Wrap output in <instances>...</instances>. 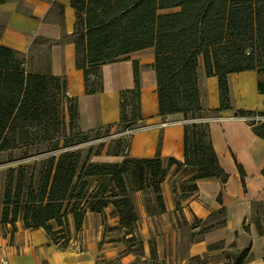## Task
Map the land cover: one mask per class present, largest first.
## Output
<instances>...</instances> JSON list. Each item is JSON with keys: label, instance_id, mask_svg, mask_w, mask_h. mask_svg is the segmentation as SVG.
Masks as SVG:
<instances>
[{"label": "trees", "instance_id": "16d2710c", "mask_svg": "<svg viewBox=\"0 0 264 264\" xmlns=\"http://www.w3.org/2000/svg\"><path fill=\"white\" fill-rule=\"evenodd\" d=\"M178 7V12L158 13ZM72 8L76 11L72 34L76 66L83 70L86 94L101 91L99 71L103 64L151 47L155 49L152 68L160 116L179 113L188 120L203 118L204 113L233 110L229 74L254 70L264 75V0H72ZM199 60L205 76L218 79L220 108L216 111H207L200 104ZM134 78V89L121 92L118 123L104 128L132 123L140 127L139 78L135 63ZM257 88L264 93V82L258 81ZM63 102L70 130L82 133L78 129L77 99L65 95V81L56 76L27 72L19 54L0 46V151L26 150L51 142L59 132L58 107ZM234 114L246 117L251 130L264 139V121L254 118L264 117V112L235 110ZM131 133L127 135L126 148ZM183 134V161L169 158L168 162L198 168L201 180L216 179L225 183L228 175L216 159L208 122H187ZM55 150H59L58 143L50 149ZM124 152L119 146L106 154L124 156ZM98 155L100 151L93 154ZM89 156V150L86 153L81 149L59 151L47 159L38 191L28 186L24 198L20 183L13 198L7 191L6 204H25L22 217L25 228L44 229L54 243L47 222L60 220L69 212L78 229L83 219L80 202L87 194L93 195L88 202L91 212H100L109 203L118 220L126 221L129 226L135 222L136 213L125 189L127 175L137 178L139 183L151 180L154 191L158 192L160 212L165 211L158 186L166 170L158 157L141 160L125 157L120 164H111L90 162ZM238 171L242 177L239 166ZM92 182L97 186L89 191ZM109 184L112 187L106 191L104 187ZM102 185L101 194L106 195L109 202L98 198L97 190ZM3 221L7 222L6 218ZM15 221L16 212L11 225ZM258 231L264 235V225L259 221ZM248 253L249 250L244 249L240 257L244 259Z\"/></svg>", "mask_w": 264, "mask_h": 264}, {"label": "crops", "instance_id": "0c3cea01", "mask_svg": "<svg viewBox=\"0 0 264 264\" xmlns=\"http://www.w3.org/2000/svg\"><path fill=\"white\" fill-rule=\"evenodd\" d=\"M180 8L160 10L159 14L178 12ZM76 11L72 0H0V46L19 54L23 67L32 74L60 77L65 81V95L77 99L80 132H92L120 117L121 92L135 87L134 63L138 67L141 122L131 133L126 158L154 159L165 165L169 158L183 161V128L187 123L179 113L159 115L157 84L152 68L155 49L132 52L116 61L103 64L99 75L102 89L85 93L83 70L76 66ZM197 76L200 104L207 111L220 108L218 79L205 76L198 61ZM264 75L256 71L230 73L228 87L233 110L221 111L207 119L211 145L224 173L225 183L201 180L195 194L186 199L185 211L198 221H221L204 230L189 243L188 254L200 256L211 246L221 243L237 250H249V264H264V235L258 231V206H264V139L257 136L246 117L235 110L264 112V93L257 88ZM125 157L104 156L95 162L118 163ZM238 166L243 174H239ZM167 199V198H166ZM167 210L173 207L166 200ZM220 223V224H219ZM0 237V264H98L95 251L61 249L47 237L42 228H25L16 220Z\"/></svg>", "mask_w": 264, "mask_h": 264}, {"label": "rangeland", "instance_id": "374dc122", "mask_svg": "<svg viewBox=\"0 0 264 264\" xmlns=\"http://www.w3.org/2000/svg\"><path fill=\"white\" fill-rule=\"evenodd\" d=\"M65 107L64 102L59 104V132L51 142L26 150L0 151V237L8 232L7 224L11 225L10 221L15 212L16 220L22 221L25 208L24 203L6 204L5 194L9 191L11 197H14L18 183L22 185L24 198L28 186L38 191L49 157L69 149H81L85 153L89 150V161L96 163V156H93L95 152L100 151L98 156L101 158L112 157L114 155L106 153H112L119 146L125 150L124 156L116 157L126 156L127 135L137 129L133 123L129 126L115 125L109 129L79 133L77 129L70 130ZM214 115L204 113L203 118H189L186 121H207ZM254 118L264 121V117ZM55 143H58L59 150L50 151ZM99 163L115 162L105 160ZM163 168L166 174L158 188L165 207L164 212H160L158 192L154 191L152 181L143 180L139 183L137 178L127 175L125 189L135 207V222L126 226V221H119L114 207L109 203L100 212H91L88 202L93 195L87 194L80 202L83 219L78 229L75 228L69 212L60 220L47 222L53 244L61 249L83 251L90 248L95 251L98 264H249V255L242 259L241 251L232 245L225 246L221 243L211 246L200 256L193 257L188 254L189 243L200 238L204 230L214 226L221 218L214 214L212 219L201 222L185 211V200L195 194L194 187L201 181L198 168L178 166L168 161L163 164ZM96 186L92 182L89 191ZM103 187L102 185L97 190L98 198L102 197L101 199L109 202L110 199L101 194ZM111 187L109 184L104 188L108 191ZM166 200L173 206L170 211L167 210ZM258 212L260 218L264 217V206H258ZM5 218L7 222L3 221Z\"/></svg>", "mask_w": 264, "mask_h": 264}, {"label": "built area", "instance_id": "2783aa9c", "mask_svg": "<svg viewBox=\"0 0 264 264\" xmlns=\"http://www.w3.org/2000/svg\"><path fill=\"white\" fill-rule=\"evenodd\" d=\"M3 263H4V264H7V262H6L5 260L3 261Z\"/></svg>", "mask_w": 264, "mask_h": 264}]
</instances>
